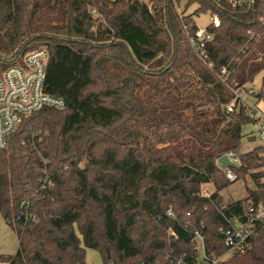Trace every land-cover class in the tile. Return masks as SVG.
Wrapping results in <instances>:
<instances>
[{"label": "trees", "instance_id": "16d2710c", "mask_svg": "<svg viewBox=\"0 0 264 264\" xmlns=\"http://www.w3.org/2000/svg\"><path fill=\"white\" fill-rule=\"evenodd\" d=\"M194 1L196 14L210 8L187 7ZM150 2L0 0V57L46 47V89L66 101L23 119L0 149V212L19 237L15 254L0 256L6 264H88L87 248L105 264H198L196 231L220 256L228 218L244 221L249 204L264 202V146L242 149L254 119L244 105L227 113L237 85L219 78L238 70L244 84L264 70V44L258 60L250 50L264 37L255 21L264 0L220 13L211 67L168 0ZM255 96L264 101V74ZM230 151L238 178L256 187L225 204L231 182L217 160ZM220 264H264V227Z\"/></svg>", "mask_w": 264, "mask_h": 264}, {"label": "built area", "instance_id": "2783aa9c", "mask_svg": "<svg viewBox=\"0 0 264 264\" xmlns=\"http://www.w3.org/2000/svg\"><path fill=\"white\" fill-rule=\"evenodd\" d=\"M131 1H139L147 3L149 6L151 5L150 0ZM182 1H187L188 3L190 0H168V3L176 9L182 19L183 29L192 50L204 64L211 67L212 63L208 46L214 38V34L209 28L220 26V13L227 5L234 8H249L255 5L257 0H207L210 1V8H208L207 12L209 11L211 14V21L208 26L202 27L190 16L194 21V28L184 21L185 16H189V14L186 13V8H181ZM195 3L199 2L194 1L193 4ZM255 21L264 26V12H259L255 16ZM48 59L49 51L46 47L32 49L24 53L18 52L14 58L0 57V149L8 147L10 136L23 119L45 106L58 109L66 106V101L63 97L54 95L46 89ZM231 76L232 72L227 69H224L219 74L220 80L225 83H228ZM231 86L233 88L236 85L233 84ZM234 92V98L226 105L227 113H236L241 105L246 106L249 116L254 119V122L260 123L259 135L264 139V110L258 104H244L243 95L238 93L236 89H234ZM224 154L228 156L231 162L239 165L240 157L236 152L230 151ZM217 164L223 169L226 178L231 183L239 180L238 173L234 167L223 168L218 160ZM262 181L264 182V177ZM211 193L206 189L200 192L201 195L206 197H210ZM246 209V220L243 221L233 216L228 218L226 227L220 228L219 231L224 236L227 248L226 252L220 256H210L206 253L205 236L196 231L193 239L195 248L199 251L198 264H220L226 258L236 253H245L252 247L253 240L257 236L258 226L264 227V202L256 205L249 204ZM167 213L168 215H173L171 210ZM29 216V213H26V218ZM31 218L34 219V216L31 215Z\"/></svg>", "mask_w": 264, "mask_h": 264}, {"label": "rangeland", "instance_id": "374dc122", "mask_svg": "<svg viewBox=\"0 0 264 264\" xmlns=\"http://www.w3.org/2000/svg\"><path fill=\"white\" fill-rule=\"evenodd\" d=\"M187 1H182L181 8H186V13H188L191 17H193L200 26L206 27L211 21V14L208 11H201L197 14L195 13L196 10L200 9L201 4L195 3L191 4L190 7H187ZM97 15V14H95ZM258 41L254 45L253 48H251V52L255 53L256 58H252L254 60H258L262 56V52L259 51V49L264 44V37H257ZM41 48V47H38ZM37 49V48H35ZM264 74V70L261 71L259 74H257L254 77V80L251 82H245L244 84L240 83L239 80V71L235 70L232 73V85H237V92L243 95V98L245 101H243L244 104L250 105L255 104L256 96L255 92L260 89L261 82H262V75ZM254 89V90H252ZM259 126L260 123L258 122H250L245 125H243V133L245 134V139L243 140L242 149L243 150H250L254 147L260 146L264 144V139H262L259 135ZM247 135H254L255 139L252 141L248 140ZM255 188V183L252 179L246 178V179H239L236 182L231 183L227 188L223 189L221 191V194L223 195V201L225 204L231 203L235 201L236 199H241L243 197H246L247 188ZM208 190L210 192H213L214 186L212 184H206L203 186L202 190ZM169 233L171 234L172 231L169 230ZM19 246V237L16 233V231L5 221L4 217L2 216L0 212V256H10L14 255L18 249ZM202 255V254H201ZM86 261L88 264H105L100 252L96 249L87 248L86 250ZM0 264H6V262L0 260Z\"/></svg>", "mask_w": 264, "mask_h": 264}, {"label": "water", "instance_id": "95a60500", "mask_svg": "<svg viewBox=\"0 0 264 264\" xmlns=\"http://www.w3.org/2000/svg\"><path fill=\"white\" fill-rule=\"evenodd\" d=\"M254 139H255L254 136L248 137V140L249 141H252ZM218 161L221 163V165H222L223 168H226V167H237V164L231 162L226 154L220 156L218 158Z\"/></svg>", "mask_w": 264, "mask_h": 264}, {"label": "crops", "instance_id": "0c3cea01", "mask_svg": "<svg viewBox=\"0 0 264 264\" xmlns=\"http://www.w3.org/2000/svg\"><path fill=\"white\" fill-rule=\"evenodd\" d=\"M255 104H258L264 110V101L256 99Z\"/></svg>", "mask_w": 264, "mask_h": 264}]
</instances>
